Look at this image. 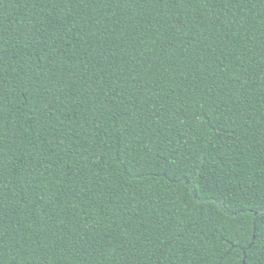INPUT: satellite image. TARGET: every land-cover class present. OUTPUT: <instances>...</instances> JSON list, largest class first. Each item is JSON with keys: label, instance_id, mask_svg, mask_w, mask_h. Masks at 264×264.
<instances>
[{"label": "trees", "instance_id": "1", "mask_svg": "<svg viewBox=\"0 0 264 264\" xmlns=\"http://www.w3.org/2000/svg\"><path fill=\"white\" fill-rule=\"evenodd\" d=\"M0 264H264V0H0Z\"/></svg>", "mask_w": 264, "mask_h": 264}]
</instances>
